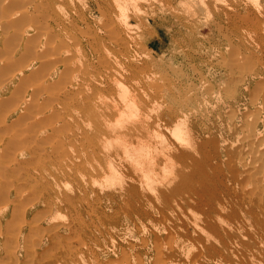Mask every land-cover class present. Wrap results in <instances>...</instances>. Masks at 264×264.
<instances>
[{
  "label": "bare ground",
  "instance_id": "6f19581e",
  "mask_svg": "<svg viewBox=\"0 0 264 264\" xmlns=\"http://www.w3.org/2000/svg\"><path fill=\"white\" fill-rule=\"evenodd\" d=\"M114 1V8H98L108 35L102 38L80 30L82 15L63 16L60 0H0V222H5L0 242L21 233L19 222L36 208L21 203L37 198L43 207L31 212L28 229L35 231L42 222L47 234L69 228L78 245L66 244V253L80 260L87 256L90 263L83 264L105 249L89 245L96 235L74 225L88 226L83 215L102 225L126 213L125 221L147 219L155 264L160 256H181L170 264H209L230 253L235 235L247 241L243 246L263 245L258 263L264 264V50H245V45V51L233 50L211 64L200 59L213 50L204 47L195 28L183 36L192 48L176 55L185 72L171 63L166 71L161 59L152 63L155 58L145 49L139 53L142 36L126 21L121 1ZM114 9L125 19L116 20ZM130 49L138 54L121 52ZM227 85L233 90L221 89ZM156 97H165L166 105ZM23 143L31 145L17 152ZM223 163L224 173L218 169ZM156 166L169 176L153 181ZM96 174L122 183L107 190L114 185L95 182ZM88 180L107 191L94 194V200L76 194L87 190ZM61 210L70 221L57 224L66 218ZM157 225H164L165 236L155 232ZM208 234L215 242L203 239ZM57 237L49 238L52 245L63 242ZM186 243L192 249L184 251ZM196 246L204 250L201 261L193 254L200 251ZM2 249L0 264L18 251L9 245ZM114 252L113 264L134 263L124 247ZM184 254L193 258L181 262ZM250 258L247 264H254Z\"/></svg>",
  "mask_w": 264,
  "mask_h": 264
},
{
  "label": "rangeland",
  "instance_id": "374dc122",
  "mask_svg": "<svg viewBox=\"0 0 264 264\" xmlns=\"http://www.w3.org/2000/svg\"><path fill=\"white\" fill-rule=\"evenodd\" d=\"M120 1L118 2H120L121 6L125 7L123 8V10L126 13L123 11V14L125 15L123 16L125 18L127 17L128 20L126 21H128V23L130 24L133 23L134 25L133 31L134 32L136 31L135 32L136 34L138 33L142 36L141 45L139 44L138 47V51L140 50L139 53L145 54V52L147 51L146 52L147 54H150L153 56V58H155V61H153L152 63H156L158 58L161 59L162 64L165 66L166 71L169 70L168 66L171 63L175 67V69L178 70V72L180 70L182 72L183 71L185 72L187 66L184 65V63L180 60V58L178 57L176 58V55H177V51L183 50L186 53L187 49L190 50L192 48V47L188 48L189 46L186 45L183 36H186L190 32H193V29L195 30V28L202 35L201 37L204 41V47L213 50L207 53L206 55H203L200 59L209 61L211 62V64L215 63L216 62L215 60H219V58L223 54L232 55L231 52H234L233 50H238V51L264 50V0H127V1L120 0ZM60 2L62 5L63 16H65L66 14V17L67 18L69 17L71 19V18H76L78 15L80 16L82 15L85 18V19L83 18V21H79L81 22V24L78 22V24L81 25L80 26L81 31L83 32L93 31L92 33L96 32V34H100L102 38H105L106 36L108 37L107 28H105L106 21L104 17L100 15L98 8H109V9L111 7L114 8L116 5L115 1L112 2V0H71V1L60 0ZM114 12L117 13L116 20L118 19L119 16L121 17L122 13L120 12L121 14H119L118 9L117 10L114 9ZM246 13L252 16L250 20H241L238 17L234 18L239 15L244 16L246 15ZM122 17L121 20H124L125 18ZM238 36H240L241 38L238 39ZM106 41L109 42L107 43V46L108 45L112 46L110 40L106 39ZM245 45L248 46L249 48L244 50L243 48L245 47ZM142 48L145 49L146 51L145 50L141 51ZM221 48H224L225 51H222ZM133 51L132 49L121 50V52L125 55H128L130 53L138 54L137 51L136 53H134ZM79 52L82 53L81 51ZM121 66H123V64H121ZM150 68L152 70H155L153 67ZM156 72L158 73L159 71L156 69ZM157 77L159 76L157 75L156 78ZM215 81H217V79ZM157 83L160 82L157 81ZM236 84L237 83H235V88L237 86ZM221 85H225V82H223ZM221 89H225L226 91H232L233 86L227 85L226 87L223 86ZM8 90L10 91V89ZM7 94H9V92H7ZM238 94H240V91L236 88V95ZM0 97H3L1 93H0ZM163 98L165 97H156V101L162 104L163 106H165L168 100L166 98L163 100ZM155 108H157L156 105ZM155 108L153 111H156ZM10 120L11 117L8 119L9 123L7 122L6 124L7 127H9V124L11 123ZM21 125L22 124L20 123L19 126ZM8 130H5V132H7ZM6 142H9V139H7ZM0 144H1V148L4 149V143L3 144L0 143ZM25 144L26 143H23L22 146L21 144H19L20 146L18 145L17 150L20 148L21 152H25L26 147L31 145V143H27L26 145ZM17 152H19V150ZM83 159H88L87 161L90 160L87 153L83 156ZM226 168H227V164L223 163L220 164L218 169H222L224 173L226 171ZM107 174L109 173L107 172ZM153 174H155V176ZM162 174L163 177L169 176L168 173L164 174L163 172H160V169L156 166L151 174V176L153 177L151 179L161 180L162 178L160 177H162ZM92 176L93 179L96 180L95 182L99 181V183H103L104 180L102 181V179H104L105 177L104 175L96 174ZM105 178L107 179L108 176ZM124 180L125 177L123 178V181ZM114 181L113 183L111 182L112 184L110 183V181L108 182V185H112V186L114 185V187L109 186L110 189L108 188L107 190H112V189L114 190L118 188V186H120V184L122 183L120 181L119 183L117 180L118 183L117 186L116 183L114 184ZM107 182H105V185L107 184ZM192 183H194V180L192 181ZM91 184H92L91 180H88L87 190L85 192L83 190H78L79 192H76V194L87 193L86 195L90 197L91 200H94L96 197V195L94 194H97L98 192L102 193L107 191L105 190L106 188L100 189L101 191H99V189L97 188L99 187L97 186V183L95 185L93 184L94 186ZM93 191H95L96 193ZM42 193L43 191H39L37 192L36 195H41ZM30 201L31 200L29 199L28 201L25 200V202L22 201L21 205L24 204L23 206L26 205V207L30 208L31 204L32 206L36 204L35 205L36 208L32 207L30 209L31 212H35L34 209L37 208L41 209L43 207V205L38 202L37 198L33 199L32 203ZM108 201L109 200L103 201L104 206H106V209H109L107 208V205H105L106 203L108 204ZM195 209L196 210L193 209L195 214L199 216L200 212L198 208L195 207ZM31 212H28L26 214L27 220L24 223L19 222L20 223L19 229L21 233L15 236V240H17V238L19 237V242H16L15 240H11L7 243L0 242L1 244L0 247L2 246L4 249L6 245H9L10 247L13 246L18 250L16 252V255L13 256L12 258L9 259L8 257H6L4 264H83V260L88 261L87 259L89 258L87 256L83 255L85 258L81 256L82 259L80 260L78 256L68 255L66 253V244L68 245V243L72 242L73 243L72 245L74 246L78 245V243L73 242L75 238H73V235L70 236L72 233H70L69 228L67 227L61 229L55 228L52 230V232L49 231L48 233L49 235H48L47 234L48 228L46 224H43L42 222L43 226L32 227V229H35V231L32 230L33 231L32 232L31 230H29L28 223H30L29 219H31L30 218ZM168 212L171 214L173 213L169 210L167 211V215L169 214ZM59 213L62 215L63 214L66 215L65 216L66 218L65 219L59 218L60 220L58 219L55 221L57 222V224H62V223H66L67 221L68 222L70 221L69 214H67L65 210H61L59 211ZM127 214L128 213H126L124 216L125 217L129 216ZM124 216L120 215V217H115L110 221H107V224L103 223L102 225H98L97 222H95L94 224L93 223L91 224V222H89L90 219L93 218V215L91 216V218H88L87 216L83 215V217L86 220V224L88 226L85 227V225H80V226H78L77 224L74 225L77 226V229L80 228L85 230L86 232H92V234L96 235L95 236L96 238L91 237L92 238L91 241L88 242L89 245L98 248L100 247V249L101 248L105 249L103 250V252L99 253L97 256L91 259L92 261L91 264H113V262L116 261V257H117V255H115L114 250H116L119 247L125 248L128 255L127 257L130 262L132 263L134 262L133 264L139 261L141 262V264H152V263L155 264V262L152 261L153 252L151 249L152 243L150 241L152 235L151 232L152 229L150 228L148 222L145 221L147 219L143 218L136 222L125 221ZM169 218H171V216ZM174 219L175 222L180 223L179 219H177L176 217ZM27 221L28 223H26ZM0 223L2 225L5 224V222L3 221ZM240 223L241 221L236 219L234 225L238 226ZM113 225L116 226L115 229H113L112 227ZM144 225L146 228L144 227ZM163 226L164 225L162 226L157 225L156 226L157 229H155V232L162 237L165 236L164 234L165 231L162 228ZM96 229H98V231ZM109 229L111 230L113 229V231ZM245 229H247V227H245ZM67 233L70 234L67 235ZM57 235H58L57 238H63L64 240L63 242H59L57 244L52 245L51 240L52 238H54L55 240V237ZM209 235L210 234L202 235V237L204 240L207 239L208 242H215L214 240L215 235H210V236ZM49 238H51V240ZM167 239H168L167 237H164V239L163 240L161 239L160 241H162L164 245ZM244 242L247 241L242 239L240 240L238 236L236 237L235 235V237L230 239V243H229L230 253L220 259H218L217 257L214 261H210L209 264H247L250 261L251 256L254 257L255 259L254 264L255 263L259 264L260 263L259 255L261 256L262 253L261 249L263 245L259 246V244H256L255 246H253V243H250L243 246ZM79 244H81V242ZM188 245L189 243H186L184 251H186V249H192V245L189 247ZM179 248L181 249V245ZM195 249L200 250L199 252L193 251V254L197 256V261H201L204 255V250L198 246H196ZM2 250H0L2 252L1 255H5V251ZM187 255L188 254H184L185 259L181 260V262L185 261L187 258H191V259L193 258ZM180 257H172V258L174 259L178 258L180 262ZM172 258L167 256H160L156 264H170L169 261L172 260ZM7 261H9L10 263ZM88 262L90 263V261Z\"/></svg>",
  "mask_w": 264,
  "mask_h": 264
}]
</instances>
